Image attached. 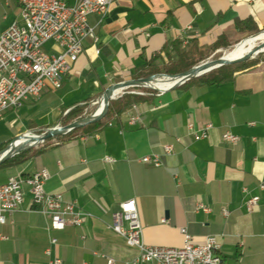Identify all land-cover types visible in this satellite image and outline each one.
Segmentation results:
<instances>
[{
    "label": "crops",
    "instance_id": "crops-1",
    "mask_svg": "<svg viewBox=\"0 0 264 264\" xmlns=\"http://www.w3.org/2000/svg\"><path fill=\"white\" fill-rule=\"evenodd\" d=\"M88 21L97 27L98 46L85 44L60 88L0 118L17 115L12 122H22L14 135L0 139V147L19 138L14 136L64 124L72 110L86 112L105 91L138 73L166 72L179 52L196 58L221 39L236 44L248 36V24L263 32L264 0H118L102 22L97 15ZM158 94L141 95L145 100L135 104L141 123L129 124L128 109L92 134L47 140L29 147L33 154L24 164L0 168V185L47 170V192L63 194L92 215L81 227L49 232V220L34 210L25 187L21 209L0 227L8 237L0 241V264H49L56 258L63 264H107L103 255L131 264L138 252L111 230L113 214L129 200L136 201L149 247H182L181 229H187L196 244L216 236L225 264H264V58L233 81L195 80ZM189 124L212 128L207 138L194 140ZM226 132L240 141L224 143ZM169 144L175 155L163 157L162 167L139 162ZM256 196L259 204L250 212L247 201Z\"/></svg>",
    "mask_w": 264,
    "mask_h": 264
},
{
    "label": "built area",
    "instance_id": "built-area-1",
    "mask_svg": "<svg viewBox=\"0 0 264 264\" xmlns=\"http://www.w3.org/2000/svg\"><path fill=\"white\" fill-rule=\"evenodd\" d=\"M14 1L19 4L20 19L14 21L0 35V118L10 111L21 109L31 99L38 100L46 90L60 88L66 75L71 72L73 64L83 54L85 44L91 41L97 47L100 43L97 27L89 24V17L97 15L102 22L108 16L112 4L118 0ZM50 42L55 46L51 51L44 50L45 45ZM99 52L97 49V53ZM132 94L156 97L162 95L157 92ZM128 115L130 125L142 122L137 105L131 106ZM211 128L212 125L208 124L197 130L193 124H189L188 132L194 140H201L208 137ZM181 141V138H177V142ZM222 141L237 144L240 137L226 132L222 135ZM174 155L175 147L169 144L164 146L162 153L144 156L139 162L158 168L163 166V157ZM106 161L113 162L111 158H107ZM49 179V172L43 169L28 176L11 177L6 183L1 184L0 227L5 226L9 218L21 209L25 199V187L29 188L34 210L49 220V232L64 231L68 227H81L88 218H92L90 213L83 211L76 203L66 201L63 194L48 193L46 184ZM260 189L264 190V185H261ZM259 201L258 196L249 199L246 204L248 211L252 212ZM199 209L210 211L204 205H200ZM223 214L228 216L229 212L223 210ZM111 230L124 238L129 248L138 252L131 264H225L221 244L214 235L208 236L203 243L196 244L187 229H181L184 236L182 247L145 245L135 200L120 205L119 211L113 214ZM7 239L6 235L0 233V241ZM57 241L51 237L52 245H57ZM46 253L50 255V250ZM102 257L107 260V264H116L113 258L104 255ZM49 264L63 262L56 258Z\"/></svg>",
    "mask_w": 264,
    "mask_h": 264
},
{
    "label": "trees",
    "instance_id": "trees-1",
    "mask_svg": "<svg viewBox=\"0 0 264 264\" xmlns=\"http://www.w3.org/2000/svg\"><path fill=\"white\" fill-rule=\"evenodd\" d=\"M247 28H248L247 29L248 30L247 31L248 36L246 38L257 35V34L262 32L259 28L255 27L251 24L250 25L248 24ZM233 45L234 44H227L221 39V40L217 41L215 44H213L206 51H204L202 55H200L199 57H196V58H195V53L179 52L177 60H175L174 62H172L170 64V66L166 69V72H162L163 70H161L159 68H153V69H150V71H148L146 73L136 74L133 79L134 80L145 79V78H149L151 76H155V75L162 74V73H166L170 76H176L179 74H183V73L188 72L189 70L193 69L194 67L198 66L200 63H202L206 59H208L218 49H221V48L229 49ZM262 58H264V56H261L257 59H251V60H248L246 62L237 64V65L224 66V67L216 69V70H214L208 74H205V75L200 76L198 78H194V79L188 81L187 83L193 82L195 80H197V81L200 80L201 83L205 84V85H218V84L230 82V81H233L238 74H241V73H244V72H247V71L254 69L257 66V64L259 63L260 59H262ZM144 100H145V98L141 95L130 94V93L126 92L121 97L110 101L108 113L100 121L89 124L85 127L79 128V129H74L71 132H69L68 134H66L65 136H73L74 134H79V133L81 135L92 134V133L96 132L95 130L98 126L108 124L111 120L120 118L128 109L131 108L132 105L137 104V103L144 101ZM80 109L81 108H75L74 110H72L69 113L67 118L76 116L78 114V112L80 111ZM80 119H81V117L78 118L76 121H78ZM55 127H57V126H54L53 128H55ZM53 128H51V129H53ZM43 133L44 132H39L38 135H42ZM13 141H11L9 144H7L5 146L0 147V154L4 150H6L8 148V146ZM32 154H33L32 150L27 148L26 150L19 152L16 156H14V157L8 159L7 161H5L4 163L0 164V168L1 167L18 166V165L24 164L25 162H27L31 158Z\"/></svg>",
    "mask_w": 264,
    "mask_h": 264
},
{
    "label": "bare ground",
    "instance_id": "bare-ground-1",
    "mask_svg": "<svg viewBox=\"0 0 264 264\" xmlns=\"http://www.w3.org/2000/svg\"><path fill=\"white\" fill-rule=\"evenodd\" d=\"M260 45H261V48L257 49L258 46ZM259 52H263V53H259ZM260 54H264V31L261 34L250 37L248 40L243 41L242 43L237 45L235 49H233V51L226 53L223 56V59L209 61L206 64L203 63L202 66H200L199 68L195 69L194 71H192L191 73L187 75H183L179 77H168L167 75H161V76H158V77H155L149 80H145V81L128 83L126 85H114L107 91L106 95L99 100L98 108L92 117L88 119H83L79 122H75L74 124L76 125L84 124L90 120L99 118L105 113L107 109V103L111 99L113 98L115 99L123 95L124 94L123 92L129 88L142 87L145 89L154 90L157 93L165 92L181 84H184L185 82H187L189 79L193 77L201 76L202 74H205L209 72L210 70L222 64L241 62L245 59L252 58ZM62 131L63 129L58 127L57 129H54L50 133L58 134ZM34 136H35L34 134L30 133V134H27L25 137L19 138L14 143L11 150L8 153L4 154V156H7L11 154L12 152H16L18 150L23 149L24 147L28 145L29 141H31L29 138H32Z\"/></svg>",
    "mask_w": 264,
    "mask_h": 264
},
{
    "label": "rangeland",
    "instance_id": "rangeland-1",
    "mask_svg": "<svg viewBox=\"0 0 264 264\" xmlns=\"http://www.w3.org/2000/svg\"><path fill=\"white\" fill-rule=\"evenodd\" d=\"M1 2L2 3L0 5V33L2 31L5 32L8 29V27L14 21L20 19V8H19V4L16 1H14V0H1ZM8 3H10V6H8ZM259 34H257V35H259ZM254 36H256V35H254ZM251 37H253V36H251ZM249 38L250 37L245 38L244 40H242V41L234 44L231 48L226 49V50H223V52H215V53H213L208 59H206L205 61H203L199 65H201L203 63H207L209 61H213V60H217V59L222 58L226 53L233 51V49H235V47L237 45H239L243 41L248 40ZM54 46H55L54 43L53 42H50V43H48V44L45 45L44 50L51 51V48L54 47ZM261 56H264V54H260V55L254 56L251 59H257V58H259ZM251 59H249V60H251ZM161 75H168V74L162 73V74H158L157 76H161ZM126 92H128L130 94H132V92L155 93L154 90L145 89V88H129V89L125 90L123 93H126ZM97 108H98V104L96 106L95 105H92V106L88 107V109L86 110V112L85 111L84 112L82 111L80 114H77L76 116L71 117L70 120L66 121L64 124H62V125H60L58 127L59 128H62V127H66V126H68L70 124H74L75 121L78 118H80V117H82V118L80 120L76 121V122H79V121H81L83 119H88V118H90V117H92L94 115V113L96 112ZM32 115L35 117L34 119H38L37 117H39L38 114H32ZM16 116L17 115H13V116L12 115H9L8 117H4V119H0V139L3 140V138H7L6 137L7 135H8V137H9V135L12 136V135H14V132H16L17 130L20 129V127L22 125V122H20V120L16 119L17 124H14L12 122V120ZM25 119H26V122L29 123V118H25ZM46 132L47 131H45L43 134H45ZM31 134H34V133H31ZM34 135L35 136H42V135H38L37 133L34 134ZM63 136L66 137L64 134H63ZM17 137H22V135L21 136L20 135L19 136H14V139L17 138ZM59 137H61V136L52 138V139H50V141L53 140V139L59 138ZM61 138H63V137H61ZM31 145H32V141H29V143L25 147V149L26 148H29Z\"/></svg>",
    "mask_w": 264,
    "mask_h": 264
},
{
    "label": "water",
    "instance_id": "water-1",
    "mask_svg": "<svg viewBox=\"0 0 264 264\" xmlns=\"http://www.w3.org/2000/svg\"><path fill=\"white\" fill-rule=\"evenodd\" d=\"M260 34H261V33H260ZM260 48H261V45L258 46L257 49H260ZM259 53H263V52H259ZM252 58H253V57H252ZM221 59H223V57L220 58L219 60H221ZM249 59H251V58L245 59V60H243V61H241V62H237V63H225V64H222V65H220V66H218V67H216V68L210 70V71L207 72V73H210V72H212V71H214V70H216V69H219V68H221V67H224V66L240 64V63H243V62L248 61ZM207 63H208V62H207ZM204 64H206V63H204ZM202 65H203V64H201V65H199V66H196V67H194L193 69H191V70H189L188 72H185V73H183V74H179V75H176V76H169V75H168V77H179V76L187 75V74L191 73L192 71H194L195 69L199 68V67L202 66ZM207 73H205V74H207ZM205 74H202V75H205ZM202 75H201V76H202ZM155 77H158V76L155 75V76H151V77H149V78H145V79L131 80V81L123 82V83H119V84H116V85H126V84H128V83L145 81V80H149V79H152V78H155ZM197 77H200V76L193 77V78L189 79L188 81H190V80H192V79H194V78H197ZM138 88H142V87H138ZM176 88H177V87H176ZM106 93H107V91H105V93L103 94L102 97H104V96L106 95ZM111 100H114V98L111 99ZM111 100H110V101H111ZM110 101L107 103V109H106L105 113H104L102 116H100L99 118H96V119L90 120V121H88L87 123H84V124H79V125H76V124H70V125H68V126H66V127H62L63 131L60 132V133H58V134H51V133H50L51 131H53L54 129H57L58 127H55V128H53V129H49V130H47V132H46L45 134H43L42 136H34V137H32V138H29L31 141H33L32 145H31L30 147L36 146V145H38V144H40V143H44V142H46L47 140H50V139H52V138H55V137L61 136V135H63V134H67V133L71 132V131L74 130V129H79V128L85 127V126H87V125H89V124H92V123H95V122L100 121L102 118H104V117L107 115L108 110H109V104H110ZM15 141H16V140H15ZM15 141H13V142L8 146V148H7L6 150H4V151L0 154V164L4 163L5 161H7L8 159L14 157V156H15L16 154H18L20 151H22V150L25 149V147H24V148L21 149V150H18V151H16V152H12L11 154H9V155H7V156H4V154L8 153V152L11 150V148H12V146L14 145Z\"/></svg>",
    "mask_w": 264,
    "mask_h": 264
}]
</instances>
